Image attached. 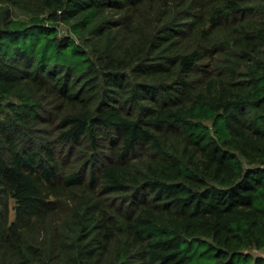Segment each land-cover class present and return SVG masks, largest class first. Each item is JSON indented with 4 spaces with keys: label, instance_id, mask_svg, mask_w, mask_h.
Segmentation results:
<instances>
[{
    "label": "trees",
    "instance_id": "trees-1",
    "mask_svg": "<svg viewBox=\"0 0 264 264\" xmlns=\"http://www.w3.org/2000/svg\"><path fill=\"white\" fill-rule=\"evenodd\" d=\"M0 264H264V0H0Z\"/></svg>",
    "mask_w": 264,
    "mask_h": 264
}]
</instances>
